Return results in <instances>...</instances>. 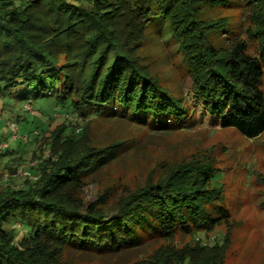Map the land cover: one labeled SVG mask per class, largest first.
Instances as JSON below:
<instances>
[{"label":"trees","instance_id":"obj_1","mask_svg":"<svg viewBox=\"0 0 264 264\" xmlns=\"http://www.w3.org/2000/svg\"><path fill=\"white\" fill-rule=\"evenodd\" d=\"M157 18L209 126L260 136L264 0H0V96L17 104L46 99L79 121L187 129L188 103L144 63L143 42ZM61 122L39 127L35 180L0 187V264H66L80 255L100 262L149 244L135 259L110 264H223L226 237L213 246L189 240L228 218L210 159L161 165L122 193L103 186L87 203L84 188L116 161L123 142L100 145L82 122ZM17 166L11 158L5 169L13 174ZM13 224L25 232L18 240Z\"/></svg>","mask_w":264,"mask_h":264},{"label":"rangeland","instance_id":"obj_2","mask_svg":"<svg viewBox=\"0 0 264 264\" xmlns=\"http://www.w3.org/2000/svg\"><path fill=\"white\" fill-rule=\"evenodd\" d=\"M230 14V11L223 12V15ZM232 14L236 23L239 11L235 10ZM160 30L167 32L163 18L152 20L143 42L144 63L159 77L161 86L173 96L186 100L188 112L192 110L188 121H194L189 122V128L177 130L173 122L171 124L166 121V125L174 130L159 133L129 121L93 116L79 121L69 111L65 113V109L59 111L53 108L46 99L17 104L11 98L0 96V142L8 144L0 155V187L19 186L24 177L17 175V171L27 170L32 173L30 164L33 162L34 169L37 168V159L31 158L33 153L39 154L37 139L40 138V128L46 126L51 130L64 119L87 125V137L100 145L123 142L119 148L122 152L116 161L103 168L84 188L83 196L87 203L94 200L95 194L103 186L114 187L115 192L122 193L140 184L149 171H163L161 165L170 169L182 161L188 162L192 157L200 158V161L210 159L211 167L217 170L213 188L220 191L221 205L228 211V218L211 230L189 238L190 243L220 245L226 237L223 264H264V132L254 139H246L234 130L209 126L198 104L192 101L190 80L179 55L174 52L173 42L165 43L166 35L162 38L161 32L159 36ZM26 107H30L35 116L26 113ZM48 117L54 119L49 120ZM165 120V117H159L160 122ZM9 123L15 124V140L9 138ZM77 130L74 129L75 132ZM21 137H26V140L23 141ZM11 158L17 159L18 165L13 174L5 169L11 163ZM12 227L17 232L18 240L25 232L17 224ZM177 242H181V237ZM149 245L125 252L112 260L129 262L142 255ZM168 245L164 241L154 247ZM112 260L106 257L99 262L90 256L80 255L66 264H110Z\"/></svg>","mask_w":264,"mask_h":264},{"label":"built area","instance_id":"obj_3","mask_svg":"<svg viewBox=\"0 0 264 264\" xmlns=\"http://www.w3.org/2000/svg\"><path fill=\"white\" fill-rule=\"evenodd\" d=\"M26 113H31L32 116H35V113L34 111H32L30 109V107H26V110H25ZM8 130H9V133H10V139L11 140H15L17 138V135H16V127H15V124L14 123H9L8 125ZM23 141L26 140V137H21ZM8 144L5 143V142H0V155L1 153L7 148ZM34 162L30 164V168L34 167ZM17 175L19 176H22L24 178H27L28 180L30 181H34L35 177H34V174H32L30 171H27V170H18L17 171Z\"/></svg>","mask_w":264,"mask_h":264}]
</instances>
